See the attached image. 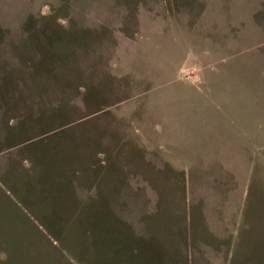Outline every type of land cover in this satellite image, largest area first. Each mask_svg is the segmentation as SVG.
Here are the masks:
<instances>
[{"label": "rangeland", "instance_id": "rangeland-1", "mask_svg": "<svg viewBox=\"0 0 264 264\" xmlns=\"http://www.w3.org/2000/svg\"><path fill=\"white\" fill-rule=\"evenodd\" d=\"M13 30L0 264H264V0H0V68Z\"/></svg>", "mask_w": 264, "mask_h": 264}, {"label": "crops", "instance_id": "crops-1", "mask_svg": "<svg viewBox=\"0 0 264 264\" xmlns=\"http://www.w3.org/2000/svg\"><path fill=\"white\" fill-rule=\"evenodd\" d=\"M16 30H13V32L9 34L10 38H8V45H12V49L14 47V50L9 49L5 51L6 54H3L2 58L3 68H0V142L2 141L1 138L4 136L6 139L5 144L8 145V148L20 146L27 141L25 126L27 114L26 68H12V62H14V59H20L18 48H16L15 45L17 39L13 36V34L17 33ZM1 47L5 48V45L2 44ZM1 145L0 179H2L1 177H3L4 179L6 176V178L10 180V185L8 186H14L13 197L15 198L17 197L19 192L16 190L18 189L16 187L17 184L15 185L16 182H12L15 173H13V175H10V171L12 169V165L15 164L17 166V164L16 161H11L10 157H8L6 153H4V143V147H1ZM5 149L7 148L5 147ZM8 186L6 188L2 186V181L0 180L1 190L7 191Z\"/></svg>", "mask_w": 264, "mask_h": 264}]
</instances>
